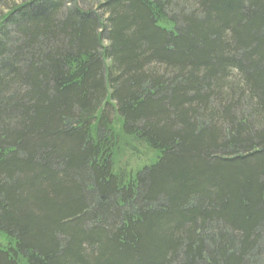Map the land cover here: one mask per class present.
Masks as SVG:
<instances>
[{
    "label": "trees",
    "instance_id": "16d2710c",
    "mask_svg": "<svg viewBox=\"0 0 264 264\" xmlns=\"http://www.w3.org/2000/svg\"><path fill=\"white\" fill-rule=\"evenodd\" d=\"M0 4V264H264V0Z\"/></svg>",
    "mask_w": 264,
    "mask_h": 264
},
{
    "label": "rangeland",
    "instance_id": "374dc122",
    "mask_svg": "<svg viewBox=\"0 0 264 264\" xmlns=\"http://www.w3.org/2000/svg\"><path fill=\"white\" fill-rule=\"evenodd\" d=\"M5 12L6 9H3V6L0 4V13L4 14ZM115 154L114 167L117 174L120 173L121 170L129 169L131 167H133L135 171L139 170L142 166L150 163L155 157L154 154L147 150V148L130 138L121 139L116 148ZM0 242L2 243L3 239L0 238Z\"/></svg>",
    "mask_w": 264,
    "mask_h": 264
}]
</instances>
